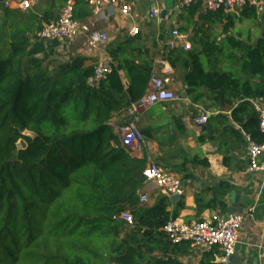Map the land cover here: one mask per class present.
Here are the masks:
<instances>
[{"label":"trees","instance_id":"1","mask_svg":"<svg viewBox=\"0 0 264 264\" xmlns=\"http://www.w3.org/2000/svg\"><path fill=\"white\" fill-rule=\"evenodd\" d=\"M52 1L63 10L67 0ZM56 8L60 11L52 5L42 15L13 11L5 2L0 7V264H182L172 255L188 253L191 245H172L164 228L185 205L178 203L171 213L170 199L164 197L152 208L143 207L139 192L146 160L122 145L111 122L144 96L161 55L173 69L181 65L188 71L185 96L194 105L231 113L253 143L263 144L251 102L264 103V33L254 46L231 40L229 46L245 51L244 57L238 68L221 71L216 61L201 57L194 40L189 51L169 49L174 28L155 37L124 36L107 46L110 73L96 82L95 62L87 66L86 58L61 63L29 57L31 41L39 39L44 25L59 20L62 10L53 19ZM257 8L243 9L257 18ZM196 15L204 21L228 14L204 12L195 4L182 9L183 26L176 30L200 32ZM88 17L87 5L77 2L74 18ZM202 47L203 54L223 53L214 45ZM218 119L226 122L222 116L207 120L205 133ZM20 140L26 150L18 149ZM197 165L209 167L207 160ZM229 191L221 183L209 203L197 197V214L218 205L225 210L219 201ZM125 213L133 216V225L121 218ZM218 254L206 252L199 264H220Z\"/></svg>","mask_w":264,"mask_h":264},{"label":"crops","instance_id":"2","mask_svg":"<svg viewBox=\"0 0 264 264\" xmlns=\"http://www.w3.org/2000/svg\"><path fill=\"white\" fill-rule=\"evenodd\" d=\"M10 2L9 9L20 11L21 0H0ZM180 0H135L132 2V17L128 20L122 18L117 11L105 8L102 15H94L90 11V17L83 20L91 33H103L108 36V41L96 48L88 44L87 37H80L73 42L57 40L42 42L40 39L31 41L29 57L39 59H51L66 63L76 58H86L87 66L94 61L106 63L108 60L107 46L120 39L129 37L130 29L136 26L140 29V35L145 37L151 34L159 36L160 33L169 32L172 28H181L183 25L179 7ZM52 5L62 10L61 3L53 4L52 0H38V3L28 11L32 13L49 12ZM6 6V5H5ZM8 8V7H7ZM157 9L161 13L159 22L149 16V12ZM57 8L55 9V12ZM60 11L54 14L58 18ZM76 11V6H75ZM1 14V11H0ZM264 14V0H261L257 8V18L251 17V12L245 9L236 10L224 17H210L204 21L200 15H196V30L193 28L186 33L188 42L195 47L201 57L207 61H216L221 71L226 68H238L239 61L245 53L229 46L231 40L239 45L254 46L264 33L262 17ZM180 16V18H179ZM41 19L44 18L40 15ZM39 38V37H38ZM203 44L214 45L221 48L223 53L215 52L203 54ZM156 60V59H155ZM94 63V64H95ZM158 75H162V66L156 68ZM170 90L178 94L180 100L174 103L160 104L151 108L141 119L140 130L144 136V144L138 159L146 160V168L155 166L169 175L178 178L182 182L183 194L181 200L185 208L180 210L178 218L186 223L209 221L216 215H227L229 209L234 214H247L239 236L235 255L228 264H264V177L252 173L249 169L248 148L249 142L240 122L232 120L231 113L216 109H205L201 104L194 105L186 96L187 86L185 75L187 70L180 65L173 69ZM239 73V72H238ZM202 92H207L202 90ZM208 106L213 104L207 101ZM240 103L237 101L234 107ZM207 115L208 121L218 119L210 123V131L205 133L204 128L208 125H198L197 120ZM238 117H243L239 113ZM129 120L127 112L114 116L111 126L121 127ZM246 119L243 120V124ZM230 129L232 133H227ZM115 132V129H114ZM115 134H117L115 132ZM147 134V135H145ZM205 138L201 143L200 139ZM207 160L209 167H204L200 162ZM225 160L227 162L225 163ZM221 183H227L230 191L219 203H224V209L218 208L207 210L202 215L196 211V199L201 197L205 204L209 203ZM147 194L149 201L143 207L152 208L160 199L164 198L155 185H148L142 189ZM232 192H237L233 200ZM170 199V198H168ZM168 211H176L177 204L171 200ZM253 209L251 214L248 210ZM206 250L190 248L188 253L173 257L182 264H199Z\"/></svg>","mask_w":264,"mask_h":264},{"label":"built area","instance_id":"3","mask_svg":"<svg viewBox=\"0 0 264 264\" xmlns=\"http://www.w3.org/2000/svg\"><path fill=\"white\" fill-rule=\"evenodd\" d=\"M135 0H67L59 20L44 25L39 34L42 42H50L57 40H66L73 42L80 37H87L88 44L96 48L108 41V36L103 33H91L89 27L84 22H79L74 18V11L77 2L86 4L94 15H102L105 8L117 11L118 14L128 20L132 17V2ZM20 9L24 12L31 10L38 0H21ZM261 0H180L179 7L184 9L195 4H201L204 12L223 11L226 14L241 10L245 6L259 7ZM6 7H10V2L5 3ZM152 19L159 22L161 13L157 9L149 12ZM140 34V29L133 26L130 29L129 37L134 39ZM169 49L182 48L184 51L191 50V44L186 36L182 35L178 30L174 29L169 34L166 42ZM111 60L108 58L106 63L97 62L94 64L95 81L103 80L110 73ZM154 65L156 68L162 66V75H158L154 67V75L149 83L148 89L144 96L132 104L127 115L129 120L121 127H115V132L120 137L122 145L130 151V153L138 158L141 154L144 144V136L140 130V122L145 113L156 105H164L168 103L178 102L179 96L170 90L172 83L171 77L174 70L170 63L157 56ZM259 118V127L264 137V103L258 101L251 102ZM207 115L197 120L198 125L206 124ZM249 142L248 159L249 169L252 173L260 174L264 177V143L258 145L253 143L247 136ZM143 176L145 178V186L155 185L162 196L172 198L181 197L183 194L182 182L168 173L160 170L155 166L147 167ZM139 200L141 204H147L149 197L143 191L139 192ZM248 214L253 209L247 211ZM248 217L247 214H227L216 215L209 221L186 223L180 218H171L165 228L169 241L172 245H180L188 243L196 250L212 251L216 250L219 254L216 261L220 264H228L230 259L235 255L237 245L239 244V236L243 224ZM128 225H133V216L125 213L121 217Z\"/></svg>","mask_w":264,"mask_h":264},{"label":"water","instance_id":"4","mask_svg":"<svg viewBox=\"0 0 264 264\" xmlns=\"http://www.w3.org/2000/svg\"><path fill=\"white\" fill-rule=\"evenodd\" d=\"M24 136L32 137V136H33V133L25 132V133H24ZM17 147H18L19 150H26V148H27V144L25 143L24 140H20L19 143L17 144ZM236 193H237V192H232V194H231V199H232V200H233V197H234L235 195H237ZM170 200H171L174 204H177V203L181 200V197H179V196H175V197H172ZM228 211H229V214H234V213H235V212L231 211L230 209H229Z\"/></svg>","mask_w":264,"mask_h":264},{"label":"rangeland","instance_id":"5","mask_svg":"<svg viewBox=\"0 0 264 264\" xmlns=\"http://www.w3.org/2000/svg\"><path fill=\"white\" fill-rule=\"evenodd\" d=\"M159 48H161V50H162V45H160ZM175 94H176V93H175ZM176 95L178 96V94H176Z\"/></svg>","mask_w":264,"mask_h":264}]
</instances>
